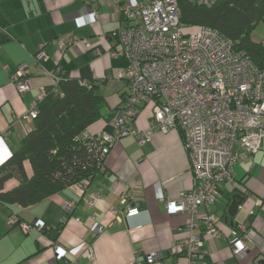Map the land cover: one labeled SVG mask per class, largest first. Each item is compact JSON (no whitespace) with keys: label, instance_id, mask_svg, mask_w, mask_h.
I'll list each match as a JSON object with an SVG mask.
<instances>
[{"label":"crops","instance_id":"1","mask_svg":"<svg viewBox=\"0 0 264 264\" xmlns=\"http://www.w3.org/2000/svg\"><path fill=\"white\" fill-rule=\"evenodd\" d=\"M126 1L118 0L116 5L115 0H0V11L8 20L2 30L8 40L0 46V165L31 130L32 122L23 119L29 106L53 84L51 78L36 71L33 56L39 51L47 56L41 63L47 71L100 84L104 98L101 117L85 134H98L109 125L127 93L117 79L127 61L110 56L119 47L112 34L125 25L122 7ZM92 10L95 21L78 27L75 19ZM73 38L88 40L92 49L74 41L60 50L59 40ZM251 39L264 42V17ZM96 50L101 53L96 54ZM21 65L32 71L30 89L23 94L13 83ZM151 113V105L145 104L132 127L145 130ZM24 167L30 175L27 162ZM15 183L6 187L10 189ZM158 188L165 200H176L192 188L179 132L154 133L143 147L132 137L121 138L107 155L105 172L96 174L86 191L65 188L27 207L0 202V264H147L151 253L159 254V264H186L179 244L188 236L184 216L166 212L164 204L156 200ZM124 194H128V204L137 202L138 215L124 217L120 204ZM235 195L241 201L231 216L228 207ZM92 196L96 201L90 207L85 201ZM66 202L73 204L70 213L62 207ZM209 211L216 217L222 237L195 231L204 255L195 264H264V139L252 160L244 158L234 166L232 181L220 186L219 197ZM10 216L20 223H42L44 229L25 232L19 225L9 226ZM94 225H102V232L96 236L92 235ZM239 226L253 232L242 259L232 255L226 239ZM174 243L176 253L172 252ZM55 245L65 249L64 258H54ZM88 246L93 250L92 261L78 254Z\"/></svg>","mask_w":264,"mask_h":264},{"label":"built area","instance_id":"2","mask_svg":"<svg viewBox=\"0 0 264 264\" xmlns=\"http://www.w3.org/2000/svg\"><path fill=\"white\" fill-rule=\"evenodd\" d=\"M210 6L217 0H189ZM118 0H115L117 5ZM125 25L112 34L118 49L112 50V58H123L127 67L117 79L125 85L127 93L113 112L108 129L97 135L101 138L102 157L121 138L132 137L140 147L150 142L154 133L166 134L176 130L181 136L192 175V188L176 200H165L160 188L156 200L164 204L169 215L184 216L183 225L188 236L179 244L186 264H195L204 258L200 252V238L195 231H203L213 238L222 234L217 219L209 211L219 197L220 186L231 182L234 166L244 158L252 160L260 150L264 139V70H258L250 57L235 51L233 43L208 27L186 28L180 23L178 0H127L122 7ZM95 10L77 17L78 27L92 23ZM69 41V42H68ZM81 43L86 50L92 45L88 40L58 41L60 50L67 45ZM101 52L96 50V54ZM44 52L33 56L36 71L52 79L56 84L58 74L47 71L42 62ZM1 68V67H0ZM31 70L26 65L17 68L13 83L18 93L30 89ZM41 91L29 106L23 119L32 122L38 115V105L44 99ZM145 104L151 105V117L145 130L133 128V123ZM104 167H101V172ZM89 181H82L72 188L86 191ZM96 198L86 199L90 207ZM120 204L125 218L139 214L137 202L128 204V194ZM70 213L73 204H63ZM114 215L117 210H113ZM8 225H19L25 232L44 229L42 223H20L10 216ZM102 232V225H94L92 235ZM253 232L244 226L232 230L226 237L232 255L242 259L247 252V242ZM176 243L172 252L176 253ZM78 252L92 261L90 246ZM55 259L66 255L63 247L53 248ZM160 256L151 253L147 264H159ZM72 264V263H69ZM75 264V263H74Z\"/></svg>","mask_w":264,"mask_h":264},{"label":"trees","instance_id":"3","mask_svg":"<svg viewBox=\"0 0 264 264\" xmlns=\"http://www.w3.org/2000/svg\"><path fill=\"white\" fill-rule=\"evenodd\" d=\"M180 23L186 28L208 27L247 54L264 70V42L251 34L264 17V0H217L210 6L178 0ZM8 20L0 11V46L8 37L2 31ZM59 81L43 89L44 99L30 132L19 148L0 165V202L22 207L34 205L65 188L92 181L104 167L101 138L85 134L101 117L104 98L100 84L58 74ZM108 129V126L104 130ZM29 164L27 175L24 163ZM15 185L8 189V183Z\"/></svg>","mask_w":264,"mask_h":264},{"label":"water","instance_id":"4","mask_svg":"<svg viewBox=\"0 0 264 264\" xmlns=\"http://www.w3.org/2000/svg\"><path fill=\"white\" fill-rule=\"evenodd\" d=\"M240 201H241V197H239L238 195H235L232 197V201L228 207V214L233 216L236 211H237V208L240 204Z\"/></svg>","mask_w":264,"mask_h":264},{"label":"rangeland","instance_id":"5","mask_svg":"<svg viewBox=\"0 0 264 264\" xmlns=\"http://www.w3.org/2000/svg\"><path fill=\"white\" fill-rule=\"evenodd\" d=\"M253 37L255 38V36H253ZM253 37H252V38H253ZM254 38H253V39H254Z\"/></svg>","mask_w":264,"mask_h":264}]
</instances>
